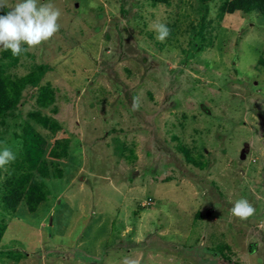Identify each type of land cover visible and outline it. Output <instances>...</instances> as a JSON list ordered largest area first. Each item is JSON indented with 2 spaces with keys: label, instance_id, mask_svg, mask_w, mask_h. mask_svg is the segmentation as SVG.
Segmentation results:
<instances>
[{
  "label": "rangeland",
  "instance_id": "1",
  "mask_svg": "<svg viewBox=\"0 0 264 264\" xmlns=\"http://www.w3.org/2000/svg\"><path fill=\"white\" fill-rule=\"evenodd\" d=\"M225 1L51 0V39L16 65L0 49L6 75H38L0 120V146L17 156L0 168V195L26 124L63 173L36 177L47 193L36 212L10 215L0 198V264H264V18H220ZM4 2L0 15L17 0ZM155 23L170 29L163 42ZM241 198L247 219L230 211Z\"/></svg>",
  "mask_w": 264,
  "mask_h": 264
},
{
  "label": "trees",
  "instance_id": "2",
  "mask_svg": "<svg viewBox=\"0 0 264 264\" xmlns=\"http://www.w3.org/2000/svg\"><path fill=\"white\" fill-rule=\"evenodd\" d=\"M172 1L150 0L155 6H170ZM208 1L201 0L202 4ZM237 12L244 14L256 12L264 18V0H226L220 7L219 16L222 18L226 14H235ZM201 26L200 33L203 36L204 24L202 23ZM25 54L26 52L22 55ZM22 55L13 56L10 50H4L2 58L3 60L10 61V65H16ZM258 65L264 68V56L260 57ZM37 79L38 75L35 72L24 77L13 78L12 76L6 75L5 70L0 67V120L16 109L22 92L28 85L34 84ZM32 119L37 120L44 127H47V118H43L39 114H33ZM56 127L58 126L55 123H51L49 129L57 131ZM21 140L23 143V159L15 165L17 172L13 173L7 180L0 195L3 209L10 215H15L22 203H25L31 212H36L38 207L46 200L47 193L45 186L36 177L39 176L44 179L50 178L52 175L58 179L63 177L61 170H56L54 174L50 173L49 165L44 158L48 151V142L32 125H25ZM180 150L183 151L187 161H193L187 148L182 147ZM49 154L56 160L67 157L69 154V141H58ZM6 229V225H0V241Z\"/></svg>",
  "mask_w": 264,
  "mask_h": 264
},
{
  "label": "clouds",
  "instance_id": "3",
  "mask_svg": "<svg viewBox=\"0 0 264 264\" xmlns=\"http://www.w3.org/2000/svg\"><path fill=\"white\" fill-rule=\"evenodd\" d=\"M5 7L4 0H0V9ZM60 16V9L51 0L43 3L41 0H17L6 14L0 15V49L10 50L13 56H20L41 45L58 32ZM153 29L161 42L170 35V29L164 23H155ZM25 44L27 48L22 47ZM138 106V98L134 97L133 109ZM16 158L12 147L4 142L3 146H0V168H5ZM230 211L235 217L247 219L254 214L255 208L247 199L241 198L234 203ZM123 264H138V261L126 257Z\"/></svg>",
  "mask_w": 264,
  "mask_h": 264
},
{
  "label": "water",
  "instance_id": "4",
  "mask_svg": "<svg viewBox=\"0 0 264 264\" xmlns=\"http://www.w3.org/2000/svg\"><path fill=\"white\" fill-rule=\"evenodd\" d=\"M242 158L244 159V158H245V156H244V155H242Z\"/></svg>",
  "mask_w": 264,
  "mask_h": 264
}]
</instances>
